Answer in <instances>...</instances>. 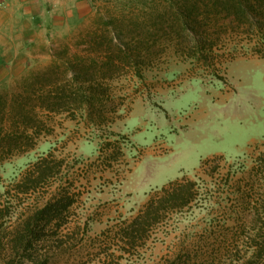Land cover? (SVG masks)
<instances>
[{
    "label": "rangeland",
    "instance_id": "1",
    "mask_svg": "<svg viewBox=\"0 0 264 264\" xmlns=\"http://www.w3.org/2000/svg\"><path fill=\"white\" fill-rule=\"evenodd\" d=\"M190 32L212 46L206 60L186 56ZM121 49L129 61L99 80L103 123L40 112L38 143L1 164L0 192L54 149L76 202L62 246L50 248L51 264H239L257 227L255 199L234 193L239 185L246 195L260 192L248 171L264 149V0H0V91L19 90L36 74L41 85L49 68L55 82L79 58L89 64ZM106 141L115 160L101 163ZM214 155L244 161L246 174L229 180L222 168L213 189L224 194L185 212L178 230L147 247L145 261L103 244V231L130 217L149 192L192 177ZM10 263L0 249V264Z\"/></svg>",
    "mask_w": 264,
    "mask_h": 264
},
{
    "label": "trees",
    "instance_id": "2",
    "mask_svg": "<svg viewBox=\"0 0 264 264\" xmlns=\"http://www.w3.org/2000/svg\"><path fill=\"white\" fill-rule=\"evenodd\" d=\"M97 44L102 47L101 42ZM187 46L189 52L186 56L199 61L206 60L207 53L212 51V46L206 47L205 41L191 32ZM122 53L124 49L115 55L107 53L100 59L92 57L89 64H84L79 58L71 63L72 74L68 76V70H65L55 82L51 79L52 70L49 68L42 76L41 85L36 74L24 79L19 90L0 91V166L36 146L45 126L38 116L40 112L62 113L71 118L80 114L85 120L93 121L99 118L95 124L100 126L105 106L100 96L106 94V89L100 86L99 80L112 75V69L120 61H129L131 55ZM137 76L142 78L140 73ZM44 128L45 134L51 132L49 127ZM110 145L106 141L101 147L97 161L115 160L112 159L115 155L108 154L105 149ZM244 163H229L223 155L203 159L192 177L183 175L152 190L145 202L132 210L130 217L120 219L104 230L103 244L116 246L123 258L136 257L145 261L147 247L178 230L185 212L216 203L214 192L219 196L224 194L213 189L215 175L221 176L222 168L227 169V179L239 174L242 178L246 174ZM67 171H64V159L51 149L37 156L18 179L0 192V249L11 260L10 264H51L52 255L57 253H52L50 248L62 246L60 234L67 228L68 213L76 202L75 193L65 184L67 181L74 184L64 177ZM248 173L254 176L260 192L246 195L239 185L234 194L241 201L255 199V202H249L255 206L252 221L257 227L256 233L249 236L248 250L239 264H264V149L255 153ZM227 182H224L225 187L229 186ZM53 184L57 185L49 193ZM40 193L49 195L44 199H35ZM30 196H33L32 199H25ZM68 264L89 263L76 261Z\"/></svg>",
    "mask_w": 264,
    "mask_h": 264
}]
</instances>
